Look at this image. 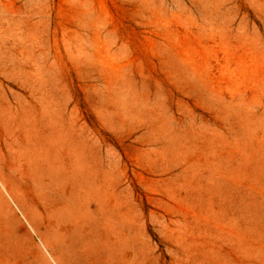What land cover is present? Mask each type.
I'll list each match as a JSON object with an SVG mask.
<instances>
[{
	"label": "rangeland",
	"instance_id": "374dc122",
	"mask_svg": "<svg viewBox=\"0 0 264 264\" xmlns=\"http://www.w3.org/2000/svg\"><path fill=\"white\" fill-rule=\"evenodd\" d=\"M0 264H264V0H0Z\"/></svg>",
	"mask_w": 264,
	"mask_h": 264
}]
</instances>
